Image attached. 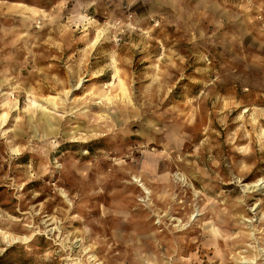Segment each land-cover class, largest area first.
Wrapping results in <instances>:
<instances>
[{"label": "rangeland", "instance_id": "1", "mask_svg": "<svg viewBox=\"0 0 264 264\" xmlns=\"http://www.w3.org/2000/svg\"><path fill=\"white\" fill-rule=\"evenodd\" d=\"M159 9L0 0V264H264V23Z\"/></svg>", "mask_w": 264, "mask_h": 264}, {"label": "crops", "instance_id": "2", "mask_svg": "<svg viewBox=\"0 0 264 264\" xmlns=\"http://www.w3.org/2000/svg\"><path fill=\"white\" fill-rule=\"evenodd\" d=\"M156 9H170L173 6H188L190 14L200 16L204 24L221 25L230 22L232 29L243 22L249 29L253 22L259 27L264 23V0H154ZM160 10V9H159ZM259 23V25H258ZM261 29V28H260ZM264 29V27H263ZM262 29V30H263Z\"/></svg>", "mask_w": 264, "mask_h": 264}, {"label": "bare ground", "instance_id": "3", "mask_svg": "<svg viewBox=\"0 0 264 264\" xmlns=\"http://www.w3.org/2000/svg\"><path fill=\"white\" fill-rule=\"evenodd\" d=\"M29 62H30L29 57H26V58H25V64H26L27 67H28ZM77 89H78V88H77ZM261 125H264V121L261 123ZM43 128H45L46 130H48V129L51 128V126H50L49 124H47V122H45V123L43 124ZM83 178H84V177H83ZM115 182H116V178H115V180H114V183H115ZM140 182H141V181L136 180V183H138L137 187H142V186L139 185ZM79 184L81 185V188H82L83 190H85V189H87V188H89V187L91 186L90 183H86V181H84V180H80V179H79ZM32 185H33V183L30 182V183H28L26 186H27V187H30V186H32ZM156 223H157V222H156Z\"/></svg>", "mask_w": 264, "mask_h": 264}]
</instances>
